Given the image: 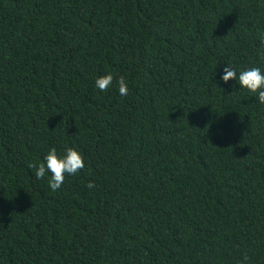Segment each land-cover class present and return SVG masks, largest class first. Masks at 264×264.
Returning a JSON list of instances; mask_svg holds the SVG:
<instances>
[{
  "label": "trees",
  "instance_id": "trees-1",
  "mask_svg": "<svg viewBox=\"0 0 264 264\" xmlns=\"http://www.w3.org/2000/svg\"><path fill=\"white\" fill-rule=\"evenodd\" d=\"M262 36L264 0H0V264H264V104L220 81Z\"/></svg>",
  "mask_w": 264,
  "mask_h": 264
},
{
  "label": "clouds",
  "instance_id": "clouds-1",
  "mask_svg": "<svg viewBox=\"0 0 264 264\" xmlns=\"http://www.w3.org/2000/svg\"><path fill=\"white\" fill-rule=\"evenodd\" d=\"M264 45V36L261 37ZM220 81L228 84L234 81L232 87L238 85V90L254 94L259 103L264 104V68L259 66L235 67L231 63H225L222 67ZM94 87L100 93L107 94L116 90L118 98L123 101L128 98L129 88L124 80L115 81L111 74L98 76L94 81ZM36 180L47 179L48 187L52 191L60 189L66 176H74L85 167L84 157L75 146H65L63 151L51 147L44 154L42 162L30 164ZM95 186L88 185L89 191H94Z\"/></svg>",
  "mask_w": 264,
  "mask_h": 264
}]
</instances>
